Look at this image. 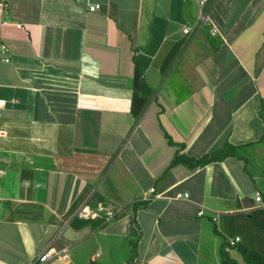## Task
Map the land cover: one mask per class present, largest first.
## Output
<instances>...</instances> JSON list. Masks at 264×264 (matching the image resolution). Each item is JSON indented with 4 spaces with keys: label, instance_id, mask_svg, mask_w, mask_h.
<instances>
[{
    "label": "crops",
    "instance_id": "1",
    "mask_svg": "<svg viewBox=\"0 0 264 264\" xmlns=\"http://www.w3.org/2000/svg\"><path fill=\"white\" fill-rule=\"evenodd\" d=\"M197 14L195 0L0 8V264L57 235L68 258L45 264H220L224 238L264 247L252 215L264 196V0H217L209 24L183 33ZM163 131L190 157L224 142L237 155L170 166ZM98 201L119 214L74 227Z\"/></svg>",
    "mask_w": 264,
    "mask_h": 264
},
{
    "label": "built area",
    "instance_id": "2",
    "mask_svg": "<svg viewBox=\"0 0 264 264\" xmlns=\"http://www.w3.org/2000/svg\"><path fill=\"white\" fill-rule=\"evenodd\" d=\"M197 2L198 6V14L197 19L192 28L184 27L183 33L188 35L195 34L199 28H201L203 25L209 24L211 22L210 19V12L217 0H195ZM8 5V0H0V8H4ZM100 7L99 3H91L88 5V10L95 11ZM217 32L216 28L211 29V33L215 34ZM1 49H4V45L0 46ZM4 60H7L6 57L3 58ZM6 104V101L2 98H0V107L4 106ZM0 134H2V131L0 129ZM5 173L4 169L0 168V175L2 176ZM151 191H153V188H150ZM176 198H186L187 193H177ZM254 200L256 202V206H254L257 209H264V196L260 192H256L254 196ZM203 207H201L198 211V214L203 213ZM118 208H115L113 205H109L103 202H96V205L94 207H91L90 204L84 203L80 207H78L74 214L73 218H101L102 223H107L109 220L113 219L119 214ZM58 235L55 238V240L49 242L40 252H38L36 255L31 257L25 262H22L21 264H45L48 261L54 260V259H61L66 260L68 258V249H69V242L66 240H63L60 244H55V241L58 239ZM239 240L238 236H235L234 238H231L229 240L230 244H234ZM96 255H98V252H96Z\"/></svg>",
    "mask_w": 264,
    "mask_h": 264
},
{
    "label": "trees",
    "instance_id": "3",
    "mask_svg": "<svg viewBox=\"0 0 264 264\" xmlns=\"http://www.w3.org/2000/svg\"><path fill=\"white\" fill-rule=\"evenodd\" d=\"M258 112H259V116L261 117V119L264 122V109L260 107ZM163 133H164V136L167 140V143L169 145H176V147H177L175 154H174V157L170 163V166L180 163V164L187 166L188 168H194L196 166H203V165H205L211 161L222 160L227 156L237 155L236 154L237 146L232 145L228 142H224L217 150H213L209 153H205L198 158L190 157V156H187V155L180 152L184 144H175L171 140L169 135H167L165 133V131H163ZM263 138H264V132L261 135L260 139H263ZM153 191H154V188H153ZM100 202H103V201H100ZM103 203H105V202H103ZM146 204H147V201H145V200L143 202H135L132 206L133 211H135L139 207L146 206ZM115 208H117V207H115ZM252 215H253V219H254V226L257 229H259V231L261 232L262 239H263V245H264V209H254V211L252 212ZM96 219H98V220H93V218H80L78 220V223L73 222V226L76 228H82L88 224H90L91 226H94L97 223H99L100 221H102L101 218H96ZM213 232L215 234L221 236V234L216 229L215 225L213 226ZM230 239L224 238L220 247H219V262H220V264H264V254L260 253L259 251L255 250L254 248L253 249L248 248L247 246L243 245L241 242H239L240 238H239V240L234 242V244H230V242H229ZM133 247H134V242H132V244H131V249H132V252L135 254ZM231 249L237 250V252L241 256L240 261H238L237 259H235V257L230 255L229 250H231Z\"/></svg>",
    "mask_w": 264,
    "mask_h": 264
},
{
    "label": "rangeland",
    "instance_id": "4",
    "mask_svg": "<svg viewBox=\"0 0 264 264\" xmlns=\"http://www.w3.org/2000/svg\"><path fill=\"white\" fill-rule=\"evenodd\" d=\"M259 166H262V161L261 160H259L258 161V163H257ZM108 171H109V169H106L105 171H104V176L108 173ZM96 205V204H95ZM255 209H257V208H255ZM214 236V235H213ZM253 236L254 235H250V234H248V233H243V234H241V237H243L244 238V240H249V242H250V240L253 238ZM215 237V236H214ZM217 240L219 239V241L221 242V240H222V237L221 236H218V237H215ZM254 249L255 250H257V251H259L260 253H262V254H264V247L263 246H261V244H259V243H256L255 244V246H254ZM203 252H204V249H202L201 250V259L203 258ZM128 253H129V255H131L132 254V251H128L127 252V257H128ZM231 254L232 255H234V257H235V259H237L238 261H240L241 259V256H240V254L237 252V250L236 249H232V252H231ZM218 256H219V250H218ZM208 257H210V256H208Z\"/></svg>",
    "mask_w": 264,
    "mask_h": 264
}]
</instances>
